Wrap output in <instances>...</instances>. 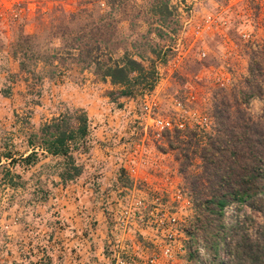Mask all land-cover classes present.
Returning <instances> with one entry per match:
<instances>
[{"label":"rangeland","instance_id":"obj_1","mask_svg":"<svg viewBox=\"0 0 264 264\" xmlns=\"http://www.w3.org/2000/svg\"><path fill=\"white\" fill-rule=\"evenodd\" d=\"M21 35L37 54L27 69ZM125 55L153 67L152 88L120 96L87 63ZM252 73L261 95L247 99ZM81 111L89 131L69 152L81 172L67 178L66 156L28 138ZM238 113L264 118V0H0V264H214L194 175L201 147L239 141ZM258 206L264 195L225 206L217 237H256Z\"/></svg>","mask_w":264,"mask_h":264},{"label":"trees","instance_id":"obj_2","mask_svg":"<svg viewBox=\"0 0 264 264\" xmlns=\"http://www.w3.org/2000/svg\"><path fill=\"white\" fill-rule=\"evenodd\" d=\"M16 47V52L21 51L22 66L27 69L28 62H34L37 57L34 41L30 36L21 35ZM47 58L50 61L51 55ZM87 63H93L96 74L109 78L111 84L124 86V90L117 92L120 96H129L145 88L150 89L155 82L153 67L145 68L129 55L123 57L122 64L112 57H108L106 61L89 60ZM257 66L254 68L256 69L254 73L259 70ZM251 70L250 66V73ZM254 73L250 74L246 81L248 86L246 83V88L243 90L248 89L244 93L247 99L254 93L261 95L259 91L261 80L255 81L258 76ZM236 119H238L236 125L244 128L239 141L235 137L236 134L231 132L234 138L228 139L227 142L222 144L212 141L200 148L204 170L194 175L196 184L199 185L192 192L196 205V230L202 231L204 249L214 253V264H264V223L256 237L247 232L232 240H224L222 236L217 237L219 227L225 226V206L235 202L251 204L254 199L264 195V118L252 119L238 113ZM88 131L86 113L75 112L69 116L53 118L51 122L44 124L39 133L28 138V144L33 146V138L36 137L40 139L38 145L42 146L46 153L66 156L65 165L68 167V172L62 174L72 178L80 174L81 167L75 164V159L69 152L71 148L78 147V142L85 140ZM36 155L37 151L33 148L22 159L27 162ZM208 181L212 182L210 188L202 185ZM258 209L264 212V207L261 209L258 206ZM216 222L218 224L215 225ZM237 223L234 225L236 228ZM190 235L192 242L194 235ZM220 241H223L222 248L228 256L226 262L218 256Z\"/></svg>","mask_w":264,"mask_h":264},{"label":"built area","instance_id":"obj_3","mask_svg":"<svg viewBox=\"0 0 264 264\" xmlns=\"http://www.w3.org/2000/svg\"><path fill=\"white\" fill-rule=\"evenodd\" d=\"M153 127L157 129L158 132L166 130V129H171L172 123L168 119H164L161 117H156L153 119ZM168 251V249H167Z\"/></svg>","mask_w":264,"mask_h":264}]
</instances>
